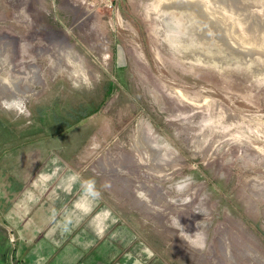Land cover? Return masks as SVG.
Returning <instances> with one entry per match:
<instances>
[{"label": "rangeland", "instance_id": "rangeland-1", "mask_svg": "<svg viewBox=\"0 0 264 264\" xmlns=\"http://www.w3.org/2000/svg\"><path fill=\"white\" fill-rule=\"evenodd\" d=\"M0 264H264V0H0Z\"/></svg>", "mask_w": 264, "mask_h": 264}, {"label": "clouds", "instance_id": "clouds-1", "mask_svg": "<svg viewBox=\"0 0 264 264\" xmlns=\"http://www.w3.org/2000/svg\"><path fill=\"white\" fill-rule=\"evenodd\" d=\"M75 87H79V85H74ZM59 162V157H56L54 156L51 160V163L53 165H56L58 164ZM47 175V174H46ZM53 177L51 175H48V179L51 180ZM68 180L72 181V182H75L77 180H80V176L78 173H73L70 177L67 178ZM82 187H85L86 189H94L95 188V180L94 179H86V180H83L82 182ZM99 193H97L98 195ZM203 246V245H201Z\"/></svg>", "mask_w": 264, "mask_h": 264}, {"label": "trees", "instance_id": "trees-1", "mask_svg": "<svg viewBox=\"0 0 264 264\" xmlns=\"http://www.w3.org/2000/svg\"><path fill=\"white\" fill-rule=\"evenodd\" d=\"M109 91H110V86L107 85L106 91L103 94H105V95L107 94L106 96H108L111 93ZM91 104L92 105L89 106V107H91V109L88 112H86L85 114H82V116L81 115H76V116L73 117L71 125L80 123L83 119H86V117H89V116L95 114L96 112H98V109L100 108L99 107V102H97V103H92L91 102Z\"/></svg>", "mask_w": 264, "mask_h": 264}, {"label": "crops", "instance_id": "crops-1", "mask_svg": "<svg viewBox=\"0 0 264 264\" xmlns=\"http://www.w3.org/2000/svg\"><path fill=\"white\" fill-rule=\"evenodd\" d=\"M56 171H55V169L53 170V171H50V172H41V174H40V177H39V179L37 180L38 181V186H40V188L41 187H44V183L45 182H47V181H49V179H48V175H51L52 177L54 176V173H55ZM47 174V175H46ZM74 206H79V204L77 203V202H75L74 204H73ZM85 209V207L83 208V210ZM106 212H103V213H97L96 215H95V220H94V222L95 223H97V221H100V220H102V218H104L105 216H106V214H105Z\"/></svg>", "mask_w": 264, "mask_h": 264}, {"label": "bare ground", "instance_id": "bare-ground-1", "mask_svg": "<svg viewBox=\"0 0 264 264\" xmlns=\"http://www.w3.org/2000/svg\"><path fill=\"white\" fill-rule=\"evenodd\" d=\"M203 20V19H202ZM63 36V35H62ZM62 38V37H61ZM61 40V39H60ZM14 83V82H13ZM15 85V84H14ZM13 84H10V82H7L6 84H2V86H4L3 89H8V90H12L11 92V98L12 100L17 103L21 100V98L19 97V93L20 91V88H18L17 86H14ZM17 85V84H16ZM4 91V90H3ZM22 93V92H21Z\"/></svg>", "mask_w": 264, "mask_h": 264}]
</instances>
